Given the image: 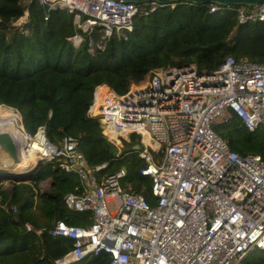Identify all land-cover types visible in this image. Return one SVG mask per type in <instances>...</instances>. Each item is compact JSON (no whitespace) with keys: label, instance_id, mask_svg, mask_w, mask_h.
Masks as SVG:
<instances>
[{"label":"built area","instance_id":"built-area-1","mask_svg":"<svg viewBox=\"0 0 264 264\" xmlns=\"http://www.w3.org/2000/svg\"><path fill=\"white\" fill-rule=\"evenodd\" d=\"M22 2L45 9L44 21L47 12L65 10L75 30L67 41L73 48L86 41L90 55L104 51L111 40L125 39L136 17L168 6L119 0ZM207 9L209 14H234L240 25L264 22V2L209 4ZM25 17L15 22L18 29L26 30ZM88 114L98 119L107 141L141 137L145 149L137 154L146 166L140 174L151 180L152 204L122 188L124 168L102 176L106 164L90 167L71 136L52 144L43 127L29 134L20 123L39 154L49 147L44 162L58 160L61 171L77 178L79 186L66 194L65 208L91 215L92 222L84 226L54 222L50 236L73 241L54 264L102 254L107 264H243L254 250L264 251V161L230 150L213 131L231 115L249 132L264 128V64L227 57L212 72H200L195 65L156 69L123 95L100 84ZM160 153V159L154 158ZM24 228L42 235L30 224Z\"/></svg>","mask_w":264,"mask_h":264},{"label":"trees","instance_id":"trees-1","mask_svg":"<svg viewBox=\"0 0 264 264\" xmlns=\"http://www.w3.org/2000/svg\"><path fill=\"white\" fill-rule=\"evenodd\" d=\"M22 1L0 0V105L18 111L29 134L43 127L47 140L56 145L65 136L74 138L90 167L106 164L102 176L124 168L128 188L123 189L141 194L149 204L151 180L140 174L146 163L137 154L140 136L122 140L120 152L106 140L98 119L88 114L95 87L105 84L123 95L156 69L195 65L200 72H212L227 57L264 64V22L240 25L234 14H209L207 5L173 3L174 8L168 5L136 17L125 39L111 40L104 51L90 55L86 41L79 48L67 41L75 30L65 10L47 12L44 21L45 9ZM24 17L28 36L15 25ZM213 131L230 150L259 155L264 161V128L249 132L231 115ZM58 164L42 163L29 183H14L10 192L0 188V264H54L73 244L69 238L50 236L54 222L68 226L92 222L91 215L65 208L66 194L79 182ZM46 180L50 192L41 195L36 188ZM26 223L42 229V235L27 232ZM261 252L243 264H264ZM108 261L102 254L87 264Z\"/></svg>","mask_w":264,"mask_h":264},{"label":"water","instance_id":"water-1","mask_svg":"<svg viewBox=\"0 0 264 264\" xmlns=\"http://www.w3.org/2000/svg\"><path fill=\"white\" fill-rule=\"evenodd\" d=\"M119 1H123L125 3H135V4L156 2L161 5H169L173 3H180V4L189 3L193 5L217 4L221 7H227V6L234 7L241 5L252 6L264 2V0H119ZM18 115L20 117V122L23 128L21 116L19 113ZM136 146L138 152H143L145 149L144 145L140 144L139 141L136 143ZM0 147H1L0 165H3L5 169L9 170L12 165L16 164L19 161L18 147L7 134H0ZM43 162H44L43 159H38L36 165L31 169L30 172H28L25 175H18L6 171L7 173L4 174L0 173V178L7 179L9 177H14L17 180V183H21L23 182V180L30 181L32 175L38 171L40 165Z\"/></svg>","mask_w":264,"mask_h":264},{"label":"bare ground","instance_id":"bare-ground-1","mask_svg":"<svg viewBox=\"0 0 264 264\" xmlns=\"http://www.w3.org/2000/svg\"><path fill=\"white\" fill-rule=\"evenodd\" d=\"M19 115L12 110L6 111L0 106V134H7L18 147L19 161L12 165L9 170L0 165V173L12 172L18 175H25L36 165L38 159L49 155L48 150L44 154L38 149L35 142L27 141L25 134L20 130ZM118 143V142H117ZM1 153V147H0ZM7 171V172H6Z\"/></svg>","mask_w":264,"mask_h":264},{"label":"rangeland","instance_id":"rangeland-1","mask_svg":"<svg viewBox=\"0 0 264 264\" xmlns=\"http://www.w3.org/2000/svg\"><path fill=\"white\" fill-rule=\"evenodd\" d=\"M175 6L176 5H172L171 7L174 8ZM20 32H22L26 36L29 35L28 30L20 29ZM103 90H105V89L103 88ZM4 108H7V107H4ZM7 109H11V108H7ZM11 110L13 112H15L13 109H11ZM19 125H20V118H19ZM108 142L112 143L115 147H117L119 152L123 148V143L121 140L115 141L112 139L111 141H108ZM143 142L147 144L146 138L143 139ZM14 183L17 184V180L14 177H9L7 179L6 178H4V179L0 178V188L2 190H8L10 192L13 188ZM21 183H29V180H23V182H21ZM121 186H122V188H124V186H125V188H128L125 179H123L121 181ZM36 191L39 192L41 195H47V193L50 192V181L46 180V181L40 182L36 188ZM35 201H37V199H35ZM261 253L262 252L260 250H254L253 252H251L249 254V256L247 257V260H249L251 258H259L262 255ZM88 261H89V259H87L83 262H80V263H76V264H87Z\"/></svg>","mask_w":264,"mask_h":264},{"label":"clouds","instance_id":"clouds-1","mask_svg":"<svg viewBox=\"0 0 264 264\" xmlns=\"http://www.w3.org/2000/svg\"><path fill=\"white\" fill-rule=\"evenodd\" d=\"M184 4V3H182ZM5 107V106H4ZM18 112V111H17ZM19 113V112H18ZM21 123V122H20ZM23 124V123H22ZM24 128V127H23ZM140 140H141V137H140ZM140 142V141H139ZM140 144H142V142H140ZM143 145V144H142ZM138 152V151H137ZM44 163V162H43ZM80 263V262H79Z\"/></svg>","mask_w":264,"mask_h":264}]
</instances>
